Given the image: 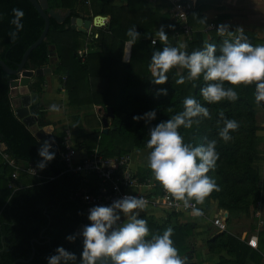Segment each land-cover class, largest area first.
<instances>
[{"label": "trees", "instance_id": "16d2710c", "mask_svg": "<svg viewBox=\"0 0 264 264\" xmlns=\"http://www.w3.org/2000/svg\"><path fill=\"white\" fill-rule=\"evenodd\" d=\"M48 1L47 12L51 8L63 9L70 10L71 15L63 23L51 18L47 38L30 53L25 68L35 70L48 64L51 53L56 52L59 62L54 66L55 72L61 74L60 81L68 91L71 109L80 108L86 103H92L105 112L108 107L113 108L115 116L107 133H118L123 141H128L138 150L148 149L146 145L150 139V128L182 112L186 97L195 98L209 109L211 119L198 116L194 118L190 129L182 127L179 131L185 144L193 147L206 146L210 140L217 142L219 159L208 175L215 180L219 191L214 190L205 201L208 206L210 200L215 201L217 207L227 213L228 222L244 215L254 217L260 203L264 201V167L260 165L261 160L264 161V125L259 122V115L264 112V103L257 104L255 101V84L236 87L239 99L235 102L224 100L208 104L200 95V89L209 83L202 76L198 80H186L184 84L176 83L180 75L187 76V69L173 68L167 73L168 82L163 85L152 82L154 78L149 69L151 56L154 51L162 50L165 46L159 40L157 30L163 26L168 35V45L176 46L174 43L182 33V28L172 19V13L164 12L161 6L148 7L149 0H126L123 5H113L111 0L102 3L97 0H89V3L88 0ZM14 8L23 10L24 16L21 21L23 29L18 33V39L12 42L9 32L15 30L10 24ZM200 9L198 7L196 11L192 10L189 16V23L194 27L207 24V18L200 14ZM97 15L109 16L110 24L102 27L98 37L94 38L93 45L100 49L91 51L86 61L82 62L78 50L83 46L80 39L87 36V32L73 29L71 18L84 16L93 19ZM44 27L45 19L30 0H0V58L11 68L17 69L24 53L38 40ZM132 27L140 33V39L131 47L129 59L125 60V44L129 39L126 33ZM236 29L238 28H229L234 36L238 35L235 33ZM244 35L254 46L264 44V38L251 31L244 30ZM234 36L222 37L217 29L208 34L203 29H198L186 41V51L191 53L193 50H200L208 42L216 45V55H220L223 40L234 39ZM155 37H158L157 43L152 44ZM51 46H54V50L50 49ZM13 78L0 64V143H4L7 151L19 162L26 165L33 162L37 166L43 159L38 155L42 144L15 113L10 95ZM43 80L44 76H40L37 82L41 84ZM224 86L232 87L227 82ZM160 89H167V95H158ZM153 109L156 110L155 119L139 122L133 120V116H143ZM221 110L226 118L234 119L240 125L238 131L230 132L232 139L228 142H224L218 135L224 126L219 117ZM33 112L41 127L51 124L46 120V114L39 112L36 106ZM95 116L101 128L103 117L98 114ZM74 118L79 123V114H74ZM196 120L199 121L198 124L195 123ZM64 137L58 139L62 147ZM84 147L88 149L83 152L85 154L96 146H90L86 137ZM99 147L107 157L130 152L117 144L102 146L100 143ZM13 171L0 153V264H48L47 257L56 255L57 247L75 253L76 261H67L66 264H80L82 231L88 225L89 209L76 194L84 187H92V191H95L97 178H86L69 170L60 156H55L43 170L38 168V175L20 171L16 188L10 187ZM150 172L144 171L143 176L139 173L138 176L147 179L151 176ZM178 215L172 213L164 220H157L153 216L139 218L148 222V239L152 234L162 235L168 227H172L174 232L171 239L180 257L185 259V264H200L190 254L195 253L201 257L202 250L194 247L193 251V246L188 241L195 225H173L172 220ZM251 226L254 231L256 226ZM68 236H74L75 240L69 241ZM204 246L209 256L216 257L215 264H264V229L259 234L258 248L250 246L241 239V235L229 230L207 239ZM33 247L36 248L33 259L29 262H17L19 259L29 260ZM61 264L65 262L61 261ZM97 264H111V260H101Z\"/></svg>", "mask_w": 264, "mask_h": 264}, {"label": "clouds", "instance_id": "9594fccd", "mask_svg": "<svg viewBox=\"0 0 264 264\" xmlns=\"http://www.w3.org/2000/svg\"><path fill=\"white\" fill-rule=\"evenodd\" d=\"M12 13L10 24L15 30L9 32V36L12 42H15L18 33L23 29L21 21L24 12L14 8ZM217 32L222 37L234 36L228 25H220ZM235 33L238 35H235L234 39L223 40L219 49L220 55H216V45L208 42H205L202 49L189 53L186 51V44L169 46L168 35L162 26L157 30V35L165 46L162 50L154 51L151 56L149 69L154 78L152 82L157 85L167 83V73L180 67L187 69V76L180 75L177 84H184L186 80H198L201 76L205 82H209L200 89V95L208 104H217L224 100L235 102L239 99L235 88L252 84L256 86L255 101L260 104L264 101V44L254 46L249 43L243 28L236 29ZM126 35L129 39L125 44L127 54L124 51L123 58L128 60L130 49L140 39V33L132 27L127 30ZM225 82L232 87L225 88ZM157 94L166 96L167 89H160ZM183 109L170 119L150 128V139L147 140L146 146L150 149L147 166L155 181L175 200L182 201L187 208L189 201L203 204L205 198L214 190L219 191L215 180L208 175L209 171L216 167L219 153L216 151V140L208 141L206 146L193 147L191 144H185L179 129H190L194 118L198 116L206 119L211 117L209 109L193 97L183 100ZM49 111L59 112L60 107L52 104ZM155 117L156 110L153 109L143 116H133V120L151 121ZM219 117L224 126L218 135L224 142H228L232 139L230 132L238 131L240 125L236 120L226 118L223 110L219 112ZM195 123L198 124L199 121L196 120ZM51 147L52 142L45 140L38 149V155L43 158L37 163L41 170L55 159V154L49 151ZM147 204L143 197L125 195L113 201L111 205L93 206L87 217L90 223L82 231L83 250L80 264H97L98 261L109 259L111 264H185V259L180 257L171 239L174 232L172 227H168L162 235L152 234L148 239V222L139 218ZM121 214L124 220L118 223L121 221ZM202 214L201 209L192 207V215ZM67 239L74 241L75 237L68 236ZM56 253L47 257L48 264L76 261L75 253H69L63 247H57Z\"/></svg>", "mask_w": 264, "mask_h": 264}, {"label": "crops", "instance_id": "0c3cea01", "mask_svg": "<svg viewBox=\"0 0 264 264\" xmlns=\"http://www.w3.org/2000/svg\"><path fill=\"white\" fill-rule=\"evenodd\" d=\"M97 1L99 3H102L105 0H97ZM179 1L182 2L192 1L194 4V8L192 10L196 11L198 7L201 8L200 14H202L207 18V24L205 26L203 27L193 26L195 31L198 29L205 30L211 22H214L216 24L215 29H217L220 25L223 24V25H228L229 28L231 29L243 28L246 31H251L255 33L260 38H264V0H211L209 3L206 4L204 3L205 0H179ZM125 2L126 0H111V4L113 5H123ZM158 5L163 8L162 10L164 12L171 13L173 7V3L171 0H154V1L149 0L148 7L153 8ZM63 11H68V10H63ZM81 17H83L84 19H90L89 17H84V16ZM106 17L108 18L109 16ZM171 17L175 22H177L173 18V16ZM222 17L223 20H220ZM97 27H102V26H97ZM95 29L98 28L92 26V28L87 31V36H85L87 43H85L83 46L88 44V42H92V41H93L92 43H95L93 39L94 34L96 35L99 32V29L98 30ZM181 37H184L186 41L189 39L184 35H180L179 37H177L174 45L179 46L181 44V42L179 41ZM92 46H93L92 52H96L100 49L97 45L96 46L92 45ZM50 49L54 50V46H51ZM55 54L56 55L54 58L57 60V62L54 64L51 62L48 63L49 68L52 71L50 74L43 75L44 80L43 82H40L41 84L37 82L38 77H40L37 74H35V76L30 79L27 78L23 79V83L26 84L27 80L29 81L27 84H29L30 92L33 98V105H31L32 113H34L33 109L36 106L37 108H39V112H43L46 114V120L50 121L51 124L55 126L53 134L57 142L59 138H61L62 136H66L67 131H70L72 144L78 148L79 153L80 152L83 153L88 150L86 149V147H84V142L86 140V137L85 134L79 131L78 122L74 118V114L77 113L74 112L75 110L74 108H72L71 110V107L69 105L68 91L64 88L63 83L60 81L61 74L55 72L54 66L59 62L58 55L56 52ZM11 100L14 109H16L15 103L18 100H20V96L12 97L11 95ZM52 104L58 105L60 107V111L59 112L49 111V108ZM68 106L70 107V110L68 109ZM103 110L104 109L102 108L101 109L96 108L95 114L99 115L100 113L103 112ZM103 113L104 116L107 114V112L105 111ZM36 137L38 138V136ZM61 149L62 146L60 145V150ZM140 153L141 152L139 151V155L137 156V158L135 160L133 159V167L136 170L137 174L139 173L141 174V176H143L144 174H142L143 173L142 170L148 169L147 166L148 155L143 157V155H141ZM260 165L264 167L263 159L261 160ZM262 184L264 186V176L262 179ZM210 202L211 203L209 206L207 205L206 201H204L203 204H199L200 205L199 209H201V211L205 213V216H194L192 215V212H188V213H180L177 218H173L172 220L173 225H176L178 223L195 225L194 232L188 238V241L190 245L193 246L192 249L193 251L195 250L194 247L196 248V250L198 249L202 250L201 257H198V255L195 253L190 254V256L194 255V260L196 262H199L200 264H215L216 257L208 255L207 249L204 246V242L207 239H211L215 235L221 233L218 231V228L213 224V219L217 215H222L221 213H223L224 210L218 208L215 201L210 200ZM259 210L261 212V217L256 216L257 217L256 218L254 216L256 218L255 220L256 222L254 221V223H252L256 226V229L254 231H253V226H251L252 225L251 224L250 227L246 229H241L240 233H235L234 231H232V228L229 227L228 225L229 222L227 221V219H225L227 224V229L229 230V232L241 235V239L243 238V236L256 235L259 240V234L264 229V224L260 225V219L261 218L264 219V201L261 203ZM170 215H172V213L168 210L152 209L151 207L148 206L143 212L140 213V217L145 216L150 218L153 216L157 220L167 219Z\"/></svg>", "mask_w": 264, "mask_h": 264}, {"label": "built area", "instance_id": "2783aa9c", "mask_svg": "<svg viewBox=\"0 0 264 264\" xmlns=\"http://www.w3.org/2000/svg\"><path fill=\"white\" fill-rule=\"evenodd\" d=\"M154 1V0H150ZM173 3L172 16L181 25L182 33L191 39L195 32L193 26L189 23V16L194 4L192 1L182 2L179 0H171ZM90 2L89 0L87 1ZM110 24L109 17L104 22V27ZM216 28V24L211 22L204 30L206 34ZM98 37V33L94 38ZM157 43L156 37L153 38ZM152 40V41H153ZM93 47L86 44L78 50V56L82 62H85L88 54L92 51ZM66 77L64 76V80ZM263 104L264 101H261ZM104 112V110H103ZM100 113L99 117H104V113ZM63 147L60 150L59 156L65 161L68 169L78 173L86 178L95 176L97 181L94 187L95 191H92V187H84L77 192V196L80 201L89 209L93 206L104 205L108 206L117 199L123 198L125 195H132L136 197H143L147 200L148 207L152 209H165L171 213H188L192 212V207L199 208V204H196L194 200L189 201V207L185 208L182 201L175 200L169 193H167L155 179L147 178L141 179L136 170L133 167V156L131 153L121 154L116 157H107L101 153L100 147L96 146L91 152L79 153L77 147L71 142L70 131H67L66 136L62 142ZM0 153L4 160L11 166L14 171L10 181V187L16 188V180L18 179L19 172L25 171L34 175H38L39 171L33 162L27 165L23 162H19L8 151L7 146L4 143H0ZM84 154V155H83ZM85 197H88L87 199ZM203 213V212H202ZM201 216H205L203 213ZM257 217H261V212H256ZM124 220L121 214L122 223ZM90 221L88 220V224ZM213 224L218 228L219 232L227 231V224L222 215H217L213 219ZM264 224V219H260V225ZM242 240H246L247 243L254 247H259V240L256 235L243 236Z\"/></svg>", "mask_w": 264, "mask_h": 264}, {"label": "water", "instance_id": "95a60500", "mask_svg": "<svg viewBox=\"0 0 264 264\" xmlns=\"http://www.w3.org/2000/svg\"><path fill=\"white\" fill-rule=\"evenodd\" d=\"M31 3L35 6V8L39 11L42 17L45 19V27L38 38V40L33 43L24 53L22 61L18 64L17 69L11 68L4 60L0 58V64L3 66V69L14 76L11 80L10 87H11V95L12 97L20 96V100H18L16 104L15 113L19 119L23 121V123L34 133L38 136L39 141L41 144L45 140L52 142V147L49 149L50 152H53L55 156H58L60 153V145L56 141L54 137V129L55 126L53 124L41 127L38 123L37 116L32 113L31 105H33V98L30 92L29 81L27 80L26 84L23 83V79L27 78L30 79L35 76V74L39 76H43L45 74H50L51 69L49 68L48 64H44L41 68L37 70L27 69L25 68L26 62L30 56V53L40 45L46 38L49 33L51 27V18H55L59 23H63L66 21L67 17L71 15V11H63L62 9H47L49 8V1L48 0H30ZM106 16L97 15L93 19H84L83 17H72L71 18V27L73 29L79 30L81 32H87L92 26H103L106 20ZM100 20L98 23L97 20ZM55 52L51 53L50 62L56 63L57 60L55 57ZM114 110L111 107L107 108V114L102 118V123L104 127V131L107 133L110 129V121L114 118ZM38 241V240H36ZM36 254V248L33 247L32 256L29 260L19 259L17 262H29L31 259L34 258Z\"/></svg>", "mask_w": 264, "mask_h": 264}, {"label": "rangeland", "instance_id": "374dc122", "mask_svg": "<svg viewBox=\"0 0 264 264\" xmlns=\"http://www.w3.org/2000/svg\"><path fill=\"white\" fill-rule=\"evenodd\" d=\"M210 1L211 0H205L204 3L206 4V3H209ZM212 3H213V1H212ZM102 27H104V26H102ZM102 27H96V28H98L100 30V29H102ZM98 29H95V30H98ZM156 39L158 40V37H156ZM179 41L181 42V44L186 43V40L184 39V37H181L179 39ZM92 42H88L89 46H91V47H93ZM80 43L82 45L87 43L85 36L81 37ZM60 72H61V69H60ZM96 108H98V107L94 106L92 103H86V104L82 105L80 108L76 107V109L74 110V112H77V114H79V117H80V120L78 123L79 131L81 133L85 134V137L88 138V142H89L90 146H92V147L99 146L100 143L102 146L117 144L122 149H124L126 151H130L128 153L132 154L134 160L139 155V151L141 152L140 154L143 155V157L149 154V152H150L149 149L138 150L137 147H135L131 143H128V141H123V139L121 138V136L118 133L112 132L111 134H108V133L104 134L105 131H104V127L102 126L103 124L101 125L102 127L100 128L99 122L95 116ZM68 109L70 110L69 106H68ZM259 122L264 125V112L260 113ZM100 132H102V134H100ZM142 171L148 172L151 170L148 168V169L142 170ZM149 174L151 175L150 178L154 179L152 172H150ZM221 214L224 217V219H227V213L226 212L223 211V213H221ZM254 216L256 217V214H254ZM255 217H251V216L247 217L244 215L242 217L233 218L232 221H230L228 223V225H229V227L232 228V231H234L235 233H240L241 229H246V228L250 227V225L252 223H254V221L257 218V217L255 218ZM231 228H230V230H231Z\"/></svg>", "mask_w": 264, "mask_h": 264}, {"label": "bare ground", "instance_id": "6f19581e", "mask_svg": "<svg viewBox=\"0 0 264 264\" xmlns=\"http://www.w3.org/2000/svg\"><path fill=\"white\" fill-rule=\"evenodd\" d=\"M97 22L99 23V22H100V20L98 19V20H97Z\"/></svg>", "mask_w": 264, "mask_h": 264}]
</instances>
